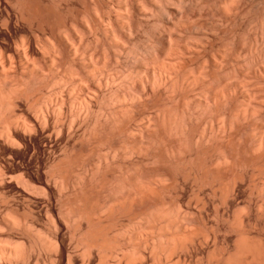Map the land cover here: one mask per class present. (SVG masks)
Segmentation results:
<instances>
[{
	"label": "bare ground",
	"instance_id": "6f19581e",
	"mask_svg": "<svg viewBox=\"0 0 264 264\" xmlns=\"http://www.w3.org/2000/svg\"><path fill=\"white\" fill-rule=\"evenodd\" d=\"M114 1L5 6L0 264H264V0Z\"/></svg>",
	"mask_w": 264,
	"mask_h": 264
},
{
	"label": "rangeland",
	"instance_id": "374dc122",
	"mask_svg": "<svg viewBox=\"0 0 264 264\" xmlns=\"http://www.w3.org/2000/svg\"><path fill=\"white\" fill-rule=\"evenodd\" d=\"M10 1H12V2H10ZM13 1L14 0H0V50H1V48H2V50L0 51V53L1 52H4L6 55H12L14 52H15V50H18L19 48L17 47L18 45L17 44H15L16 42L15 41H17L18 40V38H20L21 37V35L22 34H24V32H27V34H29V36H34L33 34L34 33H36L38 30H40L41 28L40 27H38L37 26V24L34 22V24L33 25H30V24H32V22H30V24L28 23V21L26 22V21H24V20H22V19H17L16 18V20H15V25L17 26V29L14 31V28H12V26L10 25V24H7V26H6V21H4L5 19V16H3V15H5L6 14V12H7V10L8 11H10V12H12L13 13V11L15 12V9L14 10H12L13 9V7L15 6H12V5H10V4H13ZM39 1H41V2H43V4H45V5H49L50 6V2H49V0H39ZM47 1V2H46ZM51 1V0H50ZM66 1V0H65ZM79 1V2H78ZM80 1L81 0H67V3L66 4H69L70 5V9H71V11H73V10H75L76 11V9H79V10H81L82 9V5H80L81 6V9H80V6H79V4L78 3H80ZM110 1V5H111V7L113 6V5H115V6H113L114 7V9H112L114 12L115 11H117L118 9H117V7H116V4H114L115 3V1L114 0H109ZM114 1V2H113ZM10 2V3H9ZM88 2L90 3V0H88ZM6 3V4H5ZM9 3V4H8ZM46 3H50V4H46ZM64 3V2H63ZM82 3V2H81ZM80 3V4H81ZM61 4V3H60ZM66 4H61V10H59V11H61L62 13H63V10L64 9H62V8H65V6H66ZM7 8H9V9H6V7ZM63 6V7H62ZM72 7V8H71ZM112 7V8H113ZM66 9V8H65ZM79 10H77L76 12H78ZM65 11V10H64ZM73 13V12H72ZM64 14H66V13H64ZM71 14V13H70ZM77 14V13H76ZM75 14V12H74V14L72 15L71 14V16H74V15H76ZM66 17L67 16H69V15H65ZM71 16L70 17H68V18H71ZM2 19H4L3 21L5 22H2ZM67 20H70V19H67ZM20 21V22H19ZM23 21V22H22ZM25 22V23H24ZM50 22V23H49ZM48 23H46V25H43V27L45 26V31H50L51 32V29L53 30V29H55L56 28V24L54 23V25H53V23H51V21H49ZM4 25V27H2L3 25ZM18 24V25H17ZM9 25V26H8ZM22 26V29L20 28ZM30 27V28H29ZM42 27V28H43ZM2 28V29H1ZM12 28V29H11ZM19 28V29H18ZM37 28H39V29H37ZM28 29V30H27ZM37 29V30H36ZM48 29V30H47ZM77 29V28H76ZM9 30V31H8ZM33 30V31H32ZM42 30V29H41ZM79 30V31H78ZM13 33H12V32ZM32 31V35L30 34V32ZM77 31H78V34L79 35H82L83 36V33L82 32H80L81 30L80 29H77ZM23 32V33H22ZM11 33H12V35H11ZM38 33V32H37ZM15 35H17V37L15 36ZM55 35V34H54ZM56 36V35H55ZM52 35L51 34H49L48 35V37L47 38H50L51 40H53L54 39V37H52ZM17 39V40H16ZM17 47V48H16ZM38 48V50H39V52H43L44 50H43V48H42V50L40 51V49H41V47L39 46V47H37ZM40 48V49H39ZM12 53V54H11ZM42 136H43V139H42ZM37 138L41 141V139H42V144H43V146L41 147L42 149H40L38 152H36L38 149H36V151L35 150H33L32 149V147L31 148H29V149H24L23 147H19L18 148V150L20 149L22 152H19L17 149V151H18V154H16V155H12L11 156V158L9 157L11 154H2V153H0V165L1 166H6V169L7 170H9V171H12V172H17V170H19L20 168H22V170L23 171H25V169L27 170V172L29 171V172H31V173H34V172H36L37 171V169H39L38 167H40V165H39V163H40V160L42 159V160H46L47 159V157L48 156H51V155H53V153H54V151L56 152L55 154H59V153H61V146H63L62 144V142H63V140H61V142H60V140H58V141H56L55 143H53V145L52 144H49L48 142H45V141H43L44 139L46 140V138H45V136L44 135H37ZM49 144V145H48ZM48 147H47V146ZM51 145V146H50ZM45 146V147H44ZM52 147V148H51ZM57 148V149H56ZM47 149V150H46ZM24 150H25V152H24ZM60 150V151H59ZM33 151H34V153H33ZM27 152V153H26ZM58 152V153H57ZM20 153V154H19ZM25 153V154H24ZM36 153V154H35ZM50 155H49V154ZM52 153V154H51ZM27 154V155H26ZM18 156V157H17ZM37 156H39V158H41L40 160H38V157ZM93 157H90L91 158V160L93 161V159H95L96 157H97V155L95 154V155H92ZM13 157V158H12ZM95 157V158H94ZM4 158H6V159H4ZM44 158V159H43ZM9 159V160H8ZM31 159V160H30ZM37 159V160H36ZM4 161V162H3ZM10 161H11V163H10ZM38 161V162H37ZM19 162H21V163H19ZM4 163V164H3ZM13 163V164H12ZM39 165V166H38ZM30 168H29V167ZM23 167H25V168H23ZM10 168V169H9ZM15 168V169H14ZM19 168V169H18ZM37 168V169H36ZM13 169V170H12ZM36 170V171H35ZM4 180H0V184H1V186H0V192H2V193H5L6 192V194L9 196V197H11V198H13V196H14V199H15V201H18L19 200V202L21 201L22 203L21 204H23V202L25 203L24 205H26V203H29L28 202V199L29 198H26V197H28V196H26L24 193V191H22L21 190V188H19V187H17L16 185H15V182H13L11 179H9L7 176L6 177H4L3 178ZM10 180V181H9ZM1 182H3V183H1ZM5 184V185H4ZM13 186V187H12ZM22 192V194H21V192L19 191V190ZM5 191V192H4ZM15 192V193H14ZM0 195H2V194H0ZM24 195L26 196V197H24ZM39 196H41V195H39ZM39 196H37V198H34L33 200H31V203L30 204H27V206L28 205H31V204H34V206L32 207V208H34L33 210H34V212L33 213H35V215H37L39 218H40V221L41 222H43L42 223V225H43V229H45L44 227H47L48 226V224H49V219H48V216H47V213H46V211H47V206H46V204H47V202L45 201L44 202V200H45V198L42 196V197H39ZM17 197V198H16ZM10 198V199H11ZM39 198V199H38ZM17 199V200H16ZM13 200V199H12ZM25 200V201H24ZM27 200V201H26ZM36 200V202H34ZM33 202V203H32ZM37 202L39 203V204H37ZM57 202H59V201H55V200H53V203L56 205V203ZM57 206V208L59 207V204H57L56 205ZM38 207V208H37ZM36 210V211H35ZM37 212V213H36ZM41 212V213H40ZM40 214H41V216H40ZM47 225V226H46ZM65 231H67V230H65ZM67 233V232H66ZM67 236L69 237V235H68V233H67ZM74 245V244H73ZM197 260V259H196ZM198 261H199V259H198Z\"/></svg>",
	"mask_w": 264,
	"mask_h": 264
}]
</instances>
